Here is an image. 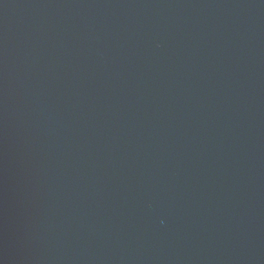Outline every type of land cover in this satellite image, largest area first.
<instances>
[{
    "label": "water",
    "instance_id": "water-1",
    "mask_svg": "<svg viewBox=\"0 0 264 264\" xmlns=\"http://www.w3.org/2000/svg\"><path fill=\"white\" fill-rule=\"evenodd\" d=\"M0 264H264V0H0Z\"/></svg>",
    "mask_w": 264,
    "mask_h": 264
}]
</instances>
